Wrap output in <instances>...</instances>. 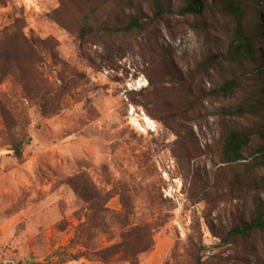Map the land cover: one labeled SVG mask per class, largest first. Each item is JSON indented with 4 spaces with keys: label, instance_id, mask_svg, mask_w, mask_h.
<instances>
[{
    "label": "rangeland",
    "instance_id": "rangeland-1",
    "mask_svg": "<svg viewBox=\"0 0 264 264\" xmlns=\"http://www.w3.org/2000/svg\"><path fill=\"white\" fill-rule=\"evenodd\" d=\"M196 1L199 17L179 15L182 0H0V56L19 52L23 37L38 58L37 87L26 91L27 75L0 69L9 111L0 115V264H57L52 254L90 217L91 204L74 191L88 184L110 197L108 215L129 206L133 225H152V248L137 264H193L197 256L202 264H264V233L221 242L264 208V167L254 159L264 153V94L256 95L264 76L253 79L250 63L237 72L231 98L205 95L227 77L219 61L209 79L202 72L208 37L227 40L235 22L213 0ZM233 1L243 26L264 33V0ZM86 17L91 26L134 17L145 29L81 43ZM257 44L264 60V37ZM43 94L54 115H41ZM231 132L248 144L243 161L226 166ZM104 224L92 239L101 249L124 232L108 218ZM110 264L129 263L117 256Z\"/></svg>",
    "mask_w": 264,
    "mask_h": 264
},
{
    "label": "trees",
    "instance_id": "trees-1",
    "mask_svg": "<svg viewBox=\"0 0 264 264\" xmlns=\"http://www.w3.org/2000/svg\"><path fill=\"white\" fill-rule=\"evenodd\" d=\"M213 1L230 14L235 22V26L225 41L208 37L210 52L201 63L202 72L209 79L208 72L213 69V63L219 61V66L225 69L227 77L224 80L222 79L221 83L213 84V88L205 95L216 99H228L240 88V79L237 77V72L241 71L242 73V69L248 64L253 63L255 66L251 74L253 79L257 78L263 81L264 60L257 61V56L260 55L257 43L259 39L264 37V33L260 30H250L243 26L240 5L236 4L233 0ZM182 2L184 5L178 8L179 15H189L191 17L202 15V10L196 0H182ZM89 21L90 18H84L79 29L78 38L81 43H84L89 36L93 35H128L133 31H143L145 29L139 20L134 17L130 18L125 25H110L97 22L95 26H91ZM21 41L22 46L19 52L13 55L3 54L0 56V69L5 74L6 72L11 73L12 70H15L22 76L27 75L22 87L23 91H26L28 86H35L33 72L38 58L33 43L23 37ZM31 76L32 79L29 78ZM136 94L143 95L142 92ZM263 94V90L256 93L259 96H263ZM39 100L41 115H54L55 112L47 110L46 94L41 95ZM131 101L133 100L131 99ZM0 115L3 119L9 116L8 107L1 101ZM173 117H175V114H166V119ZM247 144L248 138L246 135L239 132L229 133L224 139L221 164L229 166L241 163L243 161L242 150ZM24 146V140H19L12 144L11 151L14 158L20 159L22 157ZM262 154L264 153L257 154L254 156V159L256 165L264 167V158L260 157ZM74 191L79 199L91 204V208L89 209L91 213L84 223L76 227L69 244L66 247L58 248L52 254V258L57 259V264L78 262L79 260L110 264L117 256L129 264H137L136 257L139 254L148 252L152 248V225L145 223L133 225L130 221V218L134 216V209L132 207L123 206L121 213L108 215V210L104 208L105 203L110 198L108 195H102L89 184L86 188L75 187ZM107 218L114 221L118 225L119 230L124 232L120 234V241L117 244L101 249L92 244V239L95 237V232L103 231L105 227L104 220ZM250 231L264 233V208L257 206L250 220L245 224L232 228L221 239V242L225 245L234 243L238 238L246 236ZM193 264H202L200 256L196 257Z\"/></svg>",
    "mask_w": 264,
    "mask_h": 264
},
{
    "label": "bare ground",
    "instance_id": "bare-ground-1",
    "mask_svg": "<svg viewBox=\"0 0 264 264\" xmlns=\"http://www.w3.org/2000/svg\"><path fill=\"white\" fill-rule=\"evenodd\" d=\"M139 83V82H138ZM137 128H139L138 124H137ZM140 129V128H139Z\"/></svg>",
    "mask_w": 264,
    "mask_h": 264
}]
</instances>
